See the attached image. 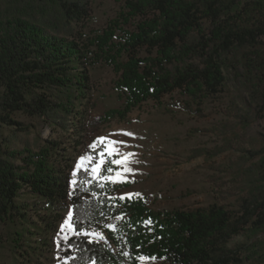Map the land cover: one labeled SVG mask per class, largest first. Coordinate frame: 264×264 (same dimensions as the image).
Wrapping results in <instances>:
<instances>
[{"label": "trees", "instance_id": "trees-1", "mask_svg": "<svg viewBox=\"0 0 264 264\" xmlns=\"http://www.w3.org/2000/svg\"><path fill=\"white\" fill-rule=\"evenodd\" d=\"M92 4L0 0V223L27 224L26 212L36 205L17 201L26 192L41 203V231L52 235L53 264H64L68 256L75 259L67 264H140L141 255L163 264H264V0H125L118 18L84 44L80 29ZM131 20L132 30L121 28ZM98 63L116 74L114 89L122 104L84 124L89 70ZM227 87L233 96L225 119L189 132L219 141L192 149L188 159L236 156L216 170L234 184L231 204L154 210L139 197L111 200L132 183H106L100 179L103 166L92 180L91 169L100 159L111 166L112 157L99 141L78 140L75 147L83 150L74 160L65 158L60 140L29 144L12 134L24 133L14 120L22 114L80 136L88 127L127 122L142 103L175 92L178 98L167 103L166 114L203 117L204 103ZM77 162L81 168L73 189ZM69 209L78 221L76 231L95 229L106 242L89 244L67 228L62 233ZM109 223L117 226L115 232L104 228ZM23 231L14 233L16 251Z\"/></svg>", "mask_w": 264, "mask_h": 264}, {"label": "rangeland", "instance_id": "rangeland-1", "mask_svg": "<svg viewBox=\"0 0 264 264\" xmlns=\"http://www.w3.org/2000/svg\"><path fill=\"white\" fill-rule=\"evenodd\" d=\"M125 0H93V12L84 28L80 29L85 44L87 40L100 35L108 23L118 18L122 12ZM120 22V20H119ZM135 24L131 20L124 30H132ZM142 56L144 52H140ZM91 80L90 100L81 108L83 116L80 122L88 124L93 118L102 115L108 109L119 108L122 100L114 89L116 74L111 67L103 63L96 64L89 70ZM232 88L227 87L223 95L207 100L203 105L204 116L195 117L176 111L175 119L165 113L167 103L177 99L178 94L164 96L159 102L147 101L128 114L127 122L112 121L108 124L88 127L80 136L63 132L57 127L41 124L22 114H16L14 120L23 124L16 130L25 129L24 133L12 131L15 140H24L29 144L44 139L60 140L63 148L67 149L65 158L77 159L83 146H76L78 140H98L105 148L120 147V152H132L135 156L129 159L135 161L126 166L133 170L125 179L132 184L116 192L118 197L124 193H140L146 204L154 210H193L216 202L231 204L236 198L234 184L229 177L218 176L216 170L236 156L232 152L206 159L197 157L189 160L192 149L213 147L215 142L209 137L189 132L194 128H207L225 119L228 102L232 100ZM120 132L133 133L132 137L118 135ZM4 136L7 131L3 130ZM110 140L127 141L128 147L109 145ZM109 156V155H108ZM113 159H122L120 153H113ZM113 173L122 171L125 165L115 166ZM119 184V183H116ZM235 194V195H233ZM137 197V196H132ZM140 198V197H139ZM18 202L33 203L36 206L26 212L27 224L20 225L16 219L12 222L0 223V264H53L56 259L52 235L41 231L42 215L38 212L41 203L21 192ZM35 223L37 227L34 228ZM31 234H27L26 231ZM23 231L25 236L21 249H14L15 232ZM140 264H163L160 261H140Z\"/></svg>", "mask_w": 264, "mask_h": 264}, {"label": "snow or ice", "instance_id": "snow-or-ice-1", "mask_svg": "<svg viewBox=\"0 0 264 264\" xmlns=\"http://www.w3.org/2000/svg\"><path fill=\"white\" fill-rule=\"evenodd\" d=\"M117 134L118 135H123V136H128V137H132L133 136V133H130V132H120V133H117ZM105 139H106L105 137H98V140L101 141V142L105 141ZM108 144L109 145L124 146V147H128L129 146L127 144V141H124V140H110V141H108ZM90 147H94V145H92ZM107 151H108V155L109 156H111L113 153H120L121 156H122V159H113V160H111V162H110L111 165L120 166V165L123 164V165H125V167H123L122 171H117L116 174H115V177H114V176L110 175L111 173H113L114 168L112 166H109L104 159H100L98 161V163L96 164V166H94L91 169V171L93 173L92 180H96L97 175L99 173V169L103 166L105 168L106 174L101 176L100 179H102L106 183L107 182H111L113 184H116V183H124V182H134V181H127L125 179V177H126L127 174L133 173V170L131 168L127 167L126 165L129 164V163L135 162V161H132V160L129 159L130 157L135 156V153H132V152L121 153L120 152V147H110V148H107ZM103 155H104L103 152H101L100 156L103 157ZM84 159H85L84 156L80 157V161H83ZM80 168H81V164H80V162H77L76 166H75V169L72 172L73 179L70 182L71 185L73 186V189H75V187L78 185V179H77L78 172H77V170H79ZM89 183H90V181H89ZM98 186L100 188H104L105 185L104 184H99ZM83 190L87 191V189H83ZM113 190H115V189H113ZM72 195H73V191H70L69 192V196L71 197ZM92 195L95 196L96 193L93 192ZM132 196H137V197L142 198V194H140V193H131V192H129V193L121 194L118 197H109L108 199H111V200H117L118 199L120 201H124L126 198L130 199ZM73 217H74L73 210L69 209L67 211L66 218L64 219L63 223L60 226V231L62 233L65 232V229L67 228V229L73 231L75 233V235L83 236L84 238H86L87 243H89V244L99 243L101 241L106 242L105 235L102 232L97 231L95 229H92L91 231H89V230H86V229L81 227L79 229V231H76V224L78 223V221L74 220ZM115 219L122 220L123 216H117V217H115ZM144 224L148 225V224H150V221H145ZM104 228H106L108 230H111L113 232H115L117 230V226L114 225V224H111V223L105 224ZM62 239L67 240L68 239L67 235L63 236ZM57 247L58 248L60 247L59 242L57 244ZM76 247H78V246H76ZM124 255L128 256L129 253L125 252ZM70 259H75V257H72V256L65 257L64 258V264H67V261L70 260ZM145 259H155V257H145L143 255L138 257L139 261H144ZM93 264H95V262H93Z\"/></svg>", "mask_w": 264, "mask_h": 264}]
</instances>
